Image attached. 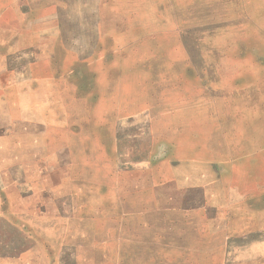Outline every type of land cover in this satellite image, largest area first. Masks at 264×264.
<instances>
[{
  "label": "rangeland",
  "instance_id": "374dc122",
  "mask_svg": "<svg viewBox=\"0 0 264 264\" xmlns=\"http://www.w3.org/2000/svg\"><path fill=\"white\" fill-rule=\"evenodd\" d=\"M24 176L72 194L58 233ZM0 178L20 264H264V0H0Z\"/></svg>",
  "mask_w": 264,
  "mask_h": 264
},
{
  "label": "crops",
  "instance_id": "0c3cea01",
  "mask_svg": "<svg viewBox=\"0 0 264 264\" xmlns=\"http://www.w3.org/2000/svg\"><path fill=\"white\" fill-rule=\"evenodd\" d=\"M96 68H116V67H111V66H103L101 67L100 65ZM151 117V115L149 114ZM140 117V118H138ZM144 117V118H143ZM140 119V120H138ZM150 119L147 117L146 114L138 115L136 117H133V141L135 143L143 141V140H153L154 138V133L151 128V124H149ZM152 161L149 160V158L146 155H137L136 157H133V167L135 169L138 168H145L148 165L151 164ZM25 168V167H24ZM178 178V177H177ZM220 175L216 173V178L219 179ZM208 179L206 176L200 175L197 178V185H201L203 183H207L208 181H205ZM159 184H164L162 183ZM167 184V182H165ZM11 182L9 179L5 178H0V202L4 200V198L9 199V189H10ZM17 186L21 188V200L25 202H34L33 203V209L37 211V213H34V216L39 215L41 217H48L50 218L49 220V226L52 228L53 227V232L58 233V227L60 224V221L58 220V217H67V216H72L74 212V207L72 205V194H70L67 190H65L62 187V184L53 178H46L42 176L38 177H21L18 179V183H16ZM18 187V188H19ZM243 199V197H241ZM249 200V199H248ZM200 204V203H199ZM1 206V204H0ZM199 206V205H198ZM197 206V207H198ZM31 206L28 203V208L29 209ZM221 208H218L215 206L214 212L220 211ZM0 218H1V226L0 227H5L7 231L12 228L13 230H17L18 232L21 233H28L26 226H21L15 224V221H11L10 217V210L9 209H0ZM224 210V209H222ZM231 215L235 213L233 209H227ZM175 212L177 214H185L186 212L195 214L198 210L197 209H191L187 210L185 208H173L170 210V207L168 206L167 208V213L170 212ZM242 212L245 214V216H248L249 214L255 215L257 214L258 216H264V208L255 212L251 213V211L246 208L245 210H242ZM22 213V211H20ZM196 215V214H195ZM235 215V214H234ZM213 219L216 218V214L213 213V215L210 216L213 217ZM5 224V225H4ZM48 223L44 225H40L42 228L48 227ZM247 229H248V235L254 233L255 231L252 229V227L248 224H244ZM49 227V229H50ZM260 234H264V223L263 227L259 230ZM246 235V234H245ZM243 235V236H245ZM7 238V237H6ZM247 238V235L244 237ZM36 241V240H35ZM34 242V241H33ZM32 242V245L34 244ZM2 245V253L0 256V264H10V263H15L18 262L20 263H25L26 258H28L29 254L26 253V251L29 250V246L26 244L18 245L15 248V253L13 255L10 254V241L7 239H2L1 242ZM15 247V246H14ZM65 252L64 256L62 255L63 258H67V250L68 248L65 247ZM24 252V253H22ZM72 256V255H71Z\"/></svg>",
  "mask_w": 264,
  "mask_h": 264
}]
</instances>
